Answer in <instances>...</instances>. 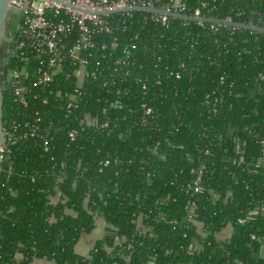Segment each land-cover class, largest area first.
<instances>
[{"label":"trees","instance_id":"1","mask_svg":"<svg viewBox=\"0 0 264 264\" xmlns=\"http://www.w3.org/2000/svg\"><path fill=\"white\" fill-rule=\"evenodd\" d=\"M181 1L187 13L206 2L205 16L264 26V0ZM119 15L107 17L117 46L90 58L98 61L97 78L86 81L91 96L60 118L75 136L58 128L47 153L16 142L3 155L0 264H264V33L178 18L162 25L143 11L122 23ZM117 89L128 94L116 109ZM142 103L154 110L148 125L138 121ZM85 113L109 127L80 123ZM237 135L246 141L241 162H233ZM201 165L204 191L193 193ZM56 193L64 201L52 203ZM95 215L111 228L77 254Z\"/></svg>","mask_w":264,"mask_h":264},{"label":"built area","instance_id":"2","mask_svg":"<svg viewBox=\"0 0 264 264\" xmlns=\"http://www.w3.org/2000/svg\"><path fill=\"white\" fill-rule=\"evenodd\" d=\"M159 1L8 0V18L13 19L18 15L19 19L17 26L7 31L5 36V45L9 46L10 58L3 69L2 82L8 90L10 107L7 124L3 125L1 160L4 154L9 157V145L16 142H31L41 152L47 153L52 149L55 131L58 128L69 127L66 123L60 125V118L70 116L84 98L91 96L86 81L95 80L98 75L95 69L98 61H91L90 58L101 56V53L117 46V36L112 34L115 27L107 17L120 14L119 20L124 23L126 17L131 16L133 11H141L119 10L129 6L156 7L196 17H214L205 16L201 12V7H205L206 2H201L200 7L187 13L188 7L181 0H168L162 4ZM103 11L110 13L100 14ZM143 12L148 13V17L162 25H165L169 18H173L154 12ZM224 18L232 20L229 17ZM208 23H211L213 30L222 26L236 28L222 23ZM97 34L107 36L109 41L96 38ZM129 49L128 45H124L121 51L127 53ZM125 74L126 72H123V75ZM106 85V81L100 84L101 87ZM142 88H145L144 84ZM115 94L116 97L109 101V105L112 108H121L123 105L121 98L128 92L126 89L123 91L117 89ZM141 108L142 115L138 121L140 124L148 125V117L154 116V110L146 103H142ZM79 122L97 129L109 127L108 119L99 123L96 117L88 113H85ZM67 132L68 136L73 138L77 129L69 127ZM232 142L235 151L233 162H241L246 141L237 135L232 136ZM260 144L264 150V139H261ZM50 159L56 157L51 156ZM57 162L59 174L57 181H60L65 162L62 158ZM55 166L56 163L51 168L54 170ZM203 167L201 165L194 172L190 183L193 193L204 191L201 183ZM58 200H61L60 193L50 198L52 203ZM239 221L243 222L244 219Z\"/></svg>","mask_w":264,"mask_h":264},{"label":"water","instance_id":"3","mask_svg":"<svg viewBox=\"0 0 264 264\" xmlns=\"http://www.w3.org/2000/svg\"><path fill=\"white\" fill-rule=\"evenodd\" d=\"M7 4L8 0H0V51L3 47V44L5 46L6 37L5 33L8 31V14H7ZM119 10H141V11H147V12H154L162 15H167L169 17L178 18L182 20H188V21H203V22H216V23H222L224 25L234 26L236 28H242L247 29L251 31H257L260 33H264V26L261 25H255L252 23H246V22H236L230 19L226 18H220V17H196L191 15H186L183 13L170 11L163 8H156V7H148V6H129L124 7ZM110 13L109 11H103L100 14H107ZM4 62L1 64L0 62V170H1V143H2V137L4 135L3 130V122H2V114H3V69H4Z\"/></svg>","mask_w":264,"mask_h":264},{"label":"crops","instance_id":"4","mask_svg":"<svg viewBox=\"0 0 264 264\" xmlns=\"http://www.w3.org/2000/svg\"><path fill=\"white\" fill-rule=\"evenodd\" d=\"M201 225V224H200ZM199 225V226H200ZM111 226L104 220L102 216L95 215L94 228L89 233H83L75 244V252L77 254L85 255L96 241L100 240ZM231 233V227L227 226L217 237L220 240H224L229 237ZM35 264H55L53 261L46 258H38L34 261Z\"/></svg>","mask_w":264,"mask_h":264},{"label":"flooded vegetation","instance_id":"5","mask_svg":"<svg viewBox=\"0 0 264 264\" xmlns=\"http://www.w3.org/2000/svg\"><path fill=\"white\" fill-rule=\"evenodd\" d=\"M13 21L11 19L8 18V31H10V29H13ZM5 59H6V50H5V46L3 44V47L1 48L0 51V62L1 64H3V62L5 63Z\"/></svg>","mask_w":264,"mask_h":264},{"label":"rangeland","instance_id":"6","mask_svg":"<svg viewBox=\"0 0 264 264\" xmlns=\"http://www.w3.org/2000/svg\"><path fill=\"white\" fill-rule=\"evenodd\" d=\"M18 19H19V16L18 15H15L14 18H13V29L17 26L18 24Z\"/></svg>","mask_w":264,"mask_h":264}]
</instances>
